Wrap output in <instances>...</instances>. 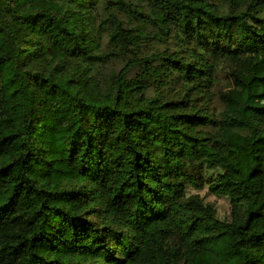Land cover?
<instances>
[{"label": "trees", "instance_id": "trees-1", "mask_svg": "<svg viewBox=\"0 0 264 264\" xmlns=\"http://www.w3.org/2000/svg\"><path fill=\"white\" fill-rule=\"evenodd\" d=\"M131 1L0 0V264H264V0Z\"/></svg>", "mask_w": 264, "mask_h": 264}, {"label": "rangeland", "instance_id": "rangeland-1", "mask_svg": "<svg viewBox=\"0 0 264 264\" xmlns=\"http://www.w3.org/2000/svg\"><path fill=\"white\" fill-rule=\"evenodd\" d=\"M129 1V0H128ZM133 1V0H132ZM131 1V2H132ZM131 7H134L130 4ZM146 7V6H145ZM139 8V7H137ZM146 10L149 11V8H145ZM119 13V15L121 16V18L123 19L125 25L129 28H135L137 25L141 24V21L138 20L137 18L135 19L134 17H132L130 15V11H129V7H125V9H119L117 11ZM163 45L160 44V43H156V44H148L144 47H142V51L144 53H147V52H152L154 49L156 48H159V49H162ZM169 47H173L174 48V40L173 42L169 45ZM111 50V48L109 46H107V50ZM115 50H117L116 48H114ZM121 65V63L116 60L113 64V67L115 68L117 66V68ZM226 75V73H224V76ZM223 74L220 75V77H223V79H221V81H219L218 83V86L216 88V90L218 91L220 88H222L223 86L226 85L227 81L226 79L224 78ZM215 108L216 110H219L221 107H220V103L217 101L215 102ZM198 192L205 198V200L207 202H211L213 203L217 210H218V214L221 218L223 219H228L230 217V214H231V202L230 200L227 198V197H224V196H216L212 193H210L208 191V188L205 187L203 190H198Z\"/></svg>", "mask_w": 264, "mask_h": 264}]
</instances>
